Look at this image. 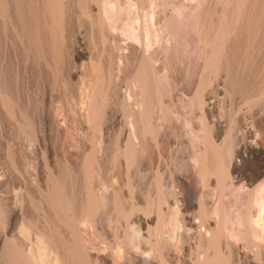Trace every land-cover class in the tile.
Here are the masks:
<instances>
[{
    "label": "bare ground",
    "instance_id": "obj_1",
    "mask_svg": "<svg viewBox=\"0 0 264 264\" xmlns=\"http://www.w3.org/2000/svg\"><path fill=\"white\" fill-rule=\"evenodd\" d=\"M75 1L73 7L78 5L84 12V24L89 25L85 28H90L93 40L95 35L102 40L98 57L91 53L88 61L79 65H71L66 58L69 16L78 14L70 6L73 0H0V31L9 33L11 47L19 54L17 74L59 69L64 76V72L78 75L76 81H80L75 92V84L74 91L68 88L70 79L57 80L63 85V91L59 87L62 92H56L57 99L53 95L58 84L55 88L48 85L49 92L41 94V117L34 120L19 102L23 99L11 92L6 54H0V121H12L15 131L18 129L15 140L35 151L44 150V156L49 146L46 134L62 125L72 123L73 133L78 131L82 137L88 133L85 140L90 145L81 155L77 175L56 160L53 166L43 162L41 168L36 162L33 166L25 161L26 168L32 166L35 171L32 174V169L28 181L21 184L24 191L13 192L14 197L2 190L6 180L0 174V264H124L123 256L128 258L130 253L144 264H264V103L257 105V100L250 98L253 107L247 99L244 104L251 108L244 113L240 108L242 114L237 112L235 118L236 110L231 116V102L236 99L232 91L239 86L233 88L232 75V91L228 84L231 71H240V79L241 73L247 72L248 77L254 67L261 66L264 72V0H211L220 6L218 12L212 9L217 13L215 19L211 9L212 18L208 16L207 0ZM89 3L95 7L90 9ZM69 7L74 11L70 15ZM79 19L84 18L81 15ZM86 53L76 51L75 58L82 59ZM235 53L241 56L236 62ZM107 68L108 77L103 74ZM184 70L190 73L186 72L189 76L185 79L181 78ZM120 72L125 74L124 86L119 84L121 80L117 82L118 77L115 79ZM195 74L196 80H192ZM22 83L16 81L13 87ZM236 91L239 95L243 92ZM164 98H169L167 104ZM60 118L64 121L61 126ZM171 119L177 120L179 129L185 125L190 136L181 139L180 132L175 134ZM111 131L118 132L117 140L114 133L115 140L109 138L113 144L118 142L116 149L98 143L102 132L108 135ZM174 145L179 152L185 151L187 160L182 153H174ZM18 156L17 162L21 160ZM107 156L117 164L119 161V170L111 177L106 175ZM147 164L150 171L145 169ZM122 165L128 177L126 186H130L128 198ZM151 178L154 182L146 196L143 189ZM35 192L42 202V224L29 209ZM117 201L120 203L115 204ZM109 202L114 204L110 211L115 210L110 214L116 220L125 218L121 224L124 232L115 233L113 243L107 242L105 228V204ZM168 225L169 232L165 231Z\"/></svg>",
    "mask_w": 264,
    "mask_h": 264
},
{
    "label": "rangeland",
    "instance_id": "obj_2",
    "mask_svg": "<svg viewBox=\"0 0 264 264\" xmlns=\"http://www.w3.org/2000/svg\"><path fill=\"white\" fill-rule=\"evenodd\" d=\"M209 1V2H208ZM215 1V0H214ZM214 1H211V0H207V3L209 4H206V5H208L206 8L208 9V7H209V9L207 10V12H208V16L210 17V18H212V16H213V14H215L216 12H214V10H216L217 11V7H218V9H220V6H218V3L216 4V2L214 3ZM71 4H73V5H71ZM70 4V6H72V9L73 10H75V11H77V13L78 14H74V15H76L77 17H75L74 15H70V13L72 12V13H74V11L71 9V7H69V9H68V11L70 10V12H69V17H72V18H70V28H69V33H68V31H66V33H68V34H66V36H67V38L69 39H67L66 40V47H67V56H66V58H67V60L70 62L71 61V65H72V63L73 64H75V62H77L76 64H81V63H83V62H87L88 61V58H90V54L92 53H94V55H95V57H98V52H99V45L101 44L102 45V40H101V38H100V36H98V35H95L94 36V40H96V38H97V40L96 41H94L93 40V37H92V33H91V31H90V33L88 32L89 30H90V28H88V30H87V28H85L86 26L87 27H89V25H88V23L85 25L84 23H86V18L84 17V15H83V13L84 12H82V9H80V6H78L77 5V8L78 9H80V10H77V8H75L76 6H75V4H76V1L75 0H73V2ZM91 3H89L88 5H90ZM210 4H212V7H211V5ZM73 6H75V7H73ZM93 4H91V6H90V9L92 8H94L95 6H93ZM82 8V7H81ZM215 8V9H214ZM210 9L212 10V9H214V10H212V16L210 15V13H211V11H210ZM84 11V10H83ZM94 11H95V9H94ZM219 11V10H218ZM217 11V12H218ZM78 15H82V18H84V19H79L80 18V16H78ZM215 16V17H214ZM213 16V18L212 19H215L216 17H217V13H216V15H214ZM79 17V18H78ZM75 19V20H74ZM78 19V20H77ZM72 20L74 21V22H72ZM79 20H81V22H83V23H81V22H79ZM76 21V22H75ZM78 22V23H77ZM88 22V21H87ZM72 23H75V24H73L72 25ZM78 24L80 25V27L78 26ZM75 26V27H74ZM76 26H77V28H76ZM79 27V28H78ZM73 28V29H72ZM74 28L77 30V31H75L74 30ZM82 28H84V29H82ZM72 31H71V30ZM79 29H80V31H79ZM2 30L3 29H1V33H0V35H1V38H0V46L2 47V49L0 48V54L2 55H4V54H6V61H7V65H8V76H9V79L11 80V82L13 83V85H12V93L14 92V96L16 95V97L15 98H17L18 100L19 99H23V100H19V102H22L21 103V105L22 106H24V107H26L28 110V115H29V117L30 118H34V120H36V119H38L39 117H41V114H42V107H44V102H43V98H41V97H44L43 95H45V94H47L48 92H49V90H50V87H56V85L58 84V81L59 82H62V80H64L65 78H66V80H69V83L71 84L72 83V85H68V88H69V86H71L69 89L70 90H73V88L75 89V87L74 86H78V88L76 87V89L77 90H75V92H77L78 91V89H80L79 88V85H78V83L80 82L79 80L78 81H76L77 79H78V77H76V76H78V75H76V74H74V73H71V72H69V73H71L70 75L68 74V72H64V74L66 73V74H68L67 76H66V74H65V76L62 74V73H60L61 71L59 70V69H55L56 70V72H55V70H51V71H46L45 72V70L43 69V68H41L40 69V71H34V72H29L28 71V73H25V75L23 74V73H21V74H17V72H18V66H17V64L16 63H18V59H19V54L17 53V51H16V53H14L15 51L12 49V47H11V44H10V42H9V33L7 32V31H3L2 32ZM70 31H71V33H70ZM79 31V32H78ZM85 31V32H84ZM3 33H4V36H2L3 35ZM83 34V35H81V34ZM76 34H78V35H80L79 36V38H78V35H76ZM89 34V35H88ZM91 34V35H90ZM7 35V36H6ZM72 35H74V37H73V41L71 40L72 38H69L70 36ZM69 36V37H68ZM71 36V37H72ZM86 36H88V38H89V40H88V38L86 37ZM90 36V37H89ZM4 37V38H3ZM7 37V38H6ZM84 37H86L87 38V40H84V39H86V38H84ZM92 37V38H91ZM3 38V39H2ZM75 38H77V39H75ZM83 38V39H82ZM2 39V40H1ZM74 39L76 40L75 42H74ZM5 40V41H4ZM8 40V41H7ZM70 40H71V42H73V43H75V44H73V43H71L70 42ZM99 40H100V43H99ZM90 43H89V42ZM93 41V42H92ZM5 42V43H4ZM67 42L68 43H70V45L69 44H67ZM87 42H88V44H87ZM97 42V43H96ZM5 45H4V44ZM82 43V44H81ZM92 43H94V44H92ZM9 46H8V45ZM73 44V45H72ZM78 44H80V46L78 45ZM92 46H90V45ZM98 45V48H97V50H92V49H96V47H97V45ZM75 45V46H74ZM77 45H78V47H77ZM89 45V46H88ZM96 46V47H95ZM6 47H8V48H6ZM10 47H11V50L9 51V49H10ZM83 47H87L88 48V50H90V51H88V50H86L87 48H83ZM89 47H91V48H89ZM101 47V46H100ZM4 48V49H3ZM73 48H75V49H73ZM8 49V50H7ZM72 49V50H71ZM85 51H84V50ZM6 50H7V53H6ZM16 50V49H15ZM70 50H71V53H70ZM77 52H79L80 50H82L84 53H86V52H88V53H86V55L85 56H83L82 57V59L80 58H75L76 56H75V53H76V51ZM3 51V52H2ZM12 51V52H11ZM75 51V52H74ZM92 51V52H91ZM97 51V52H96ZM11 54H10V53ZM90 52V53H89ZM10 55H9V54ZM13 53V54H12ZM70 53V54H69ZM97 53V54H96ZM17 54V55H16ZM74 54V55H73ZM92 54H91V56H92ZM250 54H251V52H250ZM8 55V56H7ZM11 55H13V56H11ZM16 55V56H15ZM70 55V56H69ZM73 55V56H72ZM94 55H93V58H94ZM237 55H238V53L236 54L235 53V55L234 56H236V59H235V62L236 61H238V59H240V54L238 55V57H237ZM87 56V57H86ZM89 56V57H88ZM234 56H232V60H233V62H234ZM13 60L12 62H11V59ZM13 57V58H12ZM18 57V58H17ZM234 57V58H233ZM254 57H255V55H254ZM15 58H16V60H15ZM73 58V59H72ZM9 59V60H8ZM70 59H72V60H70ZM85 59H87V60H85ZM95 59H97V58H94V60ZM78 60V61H77ZM74 61V62H73ZM83 61V62H82ZM10 62V63H9ZM16 62V63H15ZM11 63H15L16 64V66H14V65H12V66H10L11 65ZM186 63L188 64L189 62H187V59H186ZM258 63V62H257ZM259 64V63H258ZM258 64H255L256 66H259ZM71 67H73V66H71ZM12 68V69H11ZM13 68H14V70L16 71V73L15 74H17L16 76L14 75V70H13ZM16 68V69H15ZM256 68V69H255ZM260 68H261V66L258 68V67H254V69H252V71L253 70H255L256 72H252L251 70H249L248 71V77H247V72H245V73H241V79H240V71L239 72H234V71H231V73H229V77H228V79H230V80H228V84L230 85V89L232 88V82H230L231 80H233L234 78H235V81H233V82H235V84L233 83V88H234V85L237 87V86H239L237 89H236V87H235V89L236 90H239V91H242L243 90V92L241 93V92H239L238 91V93H241L240 95L239 94H235V93H237V91L235 90V91H232L233 90V88L231 89V91L232 92H235L234 93V95H235V98L236 99H234L233 97V93L232 92H230V94H232V95H230L231 96V100H233L231 103H232V108H231V116L232 115H234V113H235V118L237 117V115H239V113H241L239 110H240V108H241V111H243L242 113H244L245 111H246V109L247 108H251V106L250 107H248V106H246V105H250V103H251V105H252V101H250V98H251V100H253V99H256L257 100V102H256V104L258 105V104H260V103H264V92H261L262 90H264V86H263V89H262V85H264V79H263V77H264V72L262 71V70H260ZM11 69V70H10ZM258 69H259V71H258ZM20 70V69H19ZM60 72H59V71ZM106 70V69H105ZM105 70H103V74L106 76L107 75V77H108V73H109V71H108V68H107V73H104V71ZM43 71H44V73H43ZM19 72H21V70L19 71ZM38 72V73H37ZM48 72H50L51 73V75H50V73L48 74ZM106 72V71H105ZM186 72H188V70H184V72H182L181 73V78H183V79H185L186 77L185 76H187V74L189 73H186ZM34 73H35V75H34ZM53 73L55 74V73H57V74H55L56 75V77H55V75L53 76ZM60 73V74H59ZM237 73V74H236ZM239 73V74H238ZM255 73V74H254ZM256 73H258L257 74V76H256ZM30 74V75H29ZM38 74V75H37ZM43 74V75H42ZM48 74V75H47ZM58 74L59 75H61V76H59V78H58ZM117 75L115 76V79H116V77H118V80H117V82H119V80H121L120 82H123V83H120L119 82V84L120 85H126V84H124L125 82L123 81L124 79H123V75H125L124 73H122V72H120V73H116ZM119 74H122V75H119ZM186 74V75H185ZM190 74V73H189ZM189 74H188V76H189ZM234 74V75H233ZM235 74L239 77H237V76H235ZM119 75V76H118ZM173 75H175L174 74V72H173ZM231 75H232V77H233V79H231L232 77H231ZM255 76V79H254V76ZM263 77H262V76ZM11 76V77H10ZM73 76V77H72ZM121 76V77H120ZM176 76V75H175ZM184 76V77H183ZM188 76H187V78H188ZM261 77L262 79H263V82H261L262 81V79L261 78H257V77ZM42 77V78H41ZM48 77V78H47ZM55 77V78H54ZM60 77H61V80H60ZM194 77L196 78V74H195V76H193V78H192V80H196V79H194ZM253 77V78H252ZM19 78H20V80H19ZM44 78V79H43ZM54 78V79H53ZM64 78V79H63ZM77 78V79H76ZM252 78V79H251ZM14 79H16V80H14ZM25 79V80H24ZM33 79V80H32ZM47 80V82H46V80ZM238 79H240V80H238ZM255 80L254 81V83L252 82V80ZM260 79V81H258ZM14 80V81H13ZM50 80V81H49ZM58 80V81H57ZM73 82H75V83H73ZM245 80V81H244ZM248 80V81H247ZM16 81H18L19 83L20 82H23L22 83V85L21 84H19V85H16V87H13V86H15L14 85V82H16ZM53 81H55V82H53ZM71 81V82H70ZM116 81V80H115ZM238 81V82H237ZM257 81H258V83H262L261 85L260 84H258L257 85ZM34 82V83H33ZM53 82V83H52ZM57 82V83H56ZM76 82H77V84H76ZM247 82V83H246ZM250 82V84H248ZM50 83H51V85H54V86H51L50 85ZM236 83H237V85H236ZM244 83V84H243ZM251 83H253V84H251ZM27 84V85H26ZM31 84V85H30ZM39 84V85H38ZM43 84V85H42ZM61 85H62V83H60ZM75 84V85H74ZM246 84V85H245ZM23 85H24V87H23ZM50 87H49V86ZM74 85V86H73ZM18 86V87H17ZM20 86H22V87H20ZM25 86H27V88H25ZM39 86V87H38ZM48 86V87H47ZM63 86V85H62ZM62 86H60L59 84H58V86H57V90H55V93H54V98L55 99H57V97L56 96H58V94H56V92L57 93H59V92H62L63 91V88H62ZM122 86V87H123ZM38 87V88H37ZM62 89V91L61 90H59L58 91V89H60V88ZM241 87H242V89H241ZM255 87V88H254ZM14 88V89H13ZM17 88V89H16ZM22 88V89H21ZM30 88H32V89H30ZM124 88V87H123ZM240 88V89H239ZM251 88V89H250ZM258 88H260V89H258ZM16 89V90H15ZM26 89V90H25ZM40 89V90H39ZM46 89V90H45ZM48 89V90H47ZM69 89L67 90V92L69 91ZM250 89V91H248ZM252 89H254L255 91H253ZM15 90V91H14ZM18 90V91H17ZM245 90V91H244ZM261 90V91H260ZM42 93H41V92ZM74 91V90H73ZM27 92V93H26ZM36 92V93H35ZM46 92V93H45ZM74 92V93H75ZM105 93H106V90L104 91ZM246 92H248L247 93V95H245L246 94ZM255 92V93H259V95H258V93H257V97L256 98H254V94L253 93ZM16 93V94H15ZM29 93V94H28ZM45 93V94H44ZM251 93V94H250ZM261 93H263V94H261ZM21 94V95H20ZM25 94V95H24ZM28 94V95H27ZM41 94H43V95H41ZM56 94V95H55ZM69 94H72L73 95V92H71V91H69ZM76 94V93H75ZM253 94V98L252 97H250L251 95ZM246 97L247 96V98L246 99H244L243 100V103L241 102L242 100H241V98L243 99V98H245L244 96ZM249 95V96H248ZM262 96V98L263 99H261L260 100V98L261 97H259V96ZM20 96H21V98H20ZM24 96V97H23ZM26 96V97H25ZM236 96H238V97H236ZM243 96V97H242ZM256 96V95H255ZM71 97V96H70ZM29 98V99H28ZM240 98V99H239ZM258 98V99H257ZM26 99V100H25ZM34 99V100H33ZM241 100L240 102H238V101H236V100ZM247 99H248V101H247ZM25 100V101H24ZM42 100V101H41ZM164 103L165 104H167L168 102H169V98H164ZM247 101V103L248 104H244V103H246V101ZM34 101V102H33ZM235 101V102H234ZM254 102H255V100H253ZM259 101H261V102H259ZM33 102V103H32ZM43 104H42V103ZM25 103H26V105H25ZM241 103V104H240ZM229 104H230V100H229ZM242 104H244L246 107H244ZM254 104V103H253ZM43 105V106H42ZM235 105V106H234ZM28 106V107H27ZM33 106V107H32ZM40 106H42V107H40ZM243 106V107H242ZM253 107L255 106V105H252ZM37 107V108H36ZM38 107H40V109L38 108ZM30 108H32L33 109V111H32V109L30 110ZM236 108V109H235ZM243 108H245V109H243ZM37 109V110H36ZM39 109V110H38ZM235 109V110H234ZM239 109V110H238ZM243 109V110H242ZM237 110V111H236ZM248 110V109H247ZM29 111H32L31 113H33V114H31V113H29ZM35 111V112H34ZM117 111H118V113L120 114V116L122 117V116H124L123 115V113H122V110L119 108V107H117ZM233 111H236V112H234L233 113ZM39 112L41 113L40 115H38L39 114ZM237 112H239L238 114H237ZM35 113H36V117H35ZM241 113V114H242ZM33 117H32V116ZM37 115H38V117H37ZM234 116H233V118H234ZM173 119V118H172ZM172 119H171V122H172ZM226 119H227V117H226ZM63 120V118L61 119L60 118V126L62 125V124H64V121H62ZM174 120V119H173ZM62 122V123H61ZM175 122H177V120L175 119ZM175 122H172V123H170V125L172 124L173 125V123H174V127L172 126V128H173V130H174V133L176 134V132H177V134H178V136H179V132H180V134H182L181 135V139L182 138H184L185 136H186V134L188 135V136H190V133H189V129L185 126V125H181L182 126V128L180 127V129H179V125H177L178 123H175ZM3 123H4V125L5 126H8L9 128H5L4 127V125H3ZM12 123V121H10L8 118H5L4 119V121L3 122H1L0 121V174H3V175H5V182L2 184V190L3 191H5V189H6V191L8 190V192H10V194H9V196L10 197H14V195H13V192L14 193H16V192H18V191H24V189H20V187H22V185L21 184H24V182H26V181H28V177H29V175L32 173H34V167L33 168H31V167H29V168H31V169H27L26 168V162L25 161H30L31 163H32V165L34 166L35 164V162L38 164V166L41 168V167H43L42 165H43V162H46V163H49L48 165L50 166V165H52L53 166V164H54V160H56V161H58V163H60L59 164V166L60 167H62L63 165H65L64 166V169L66 170V168H67V170L69 171H71L72 170V172H74V175H77V172H79V168H80V165L79 164H81V157H83V156H81V155H84V153L83 152H87V151H89V149H90V145H89V143H87L88 141H86L85 140V137H87V135H88V133H86V136L84 135L83 137H82V135L83 134H80V132H78V131H76L75 132V134L73 133L75 130L74 129H72V123L69 125V124H67V125H62L61 127H58V130L57 131H55V132H49L48 131V133L46 134L47 136H46V140H48V141H46V145L48 146V148H47V150L49 151H47V152H45V156H44V153H43V151L44 150H42V152L41 151H38V150H36L38 153H36V151L35 150H33L32 148H28V146L27 147H24V145H23V143H18L15 139H17V135H18V129L15 131V127H14V125H13V123ZM10 125V126H9ZM12 125H13V128H12ZM176 125V126H175ZM64 126V127H63ZM69 126V127H68ZM179 129H177V128ZM263 127H264V125H263ZM87 128V129H86ZM9 129V130H8ZM11 129L13 130V131H15V134H13V133H11L12 131H11ZM84 129H85V131L86 130H88V132L90 133V128H88V125H85V127H84ZM176 129V130H175ZM74 130V131H73ZM181 130H183V132L181 131ZM8 131H10V132H8ZM176 131V132H175ZM5 132V133H4ZM68 132V133H67ZM116 132V131H115ZM114 131H111L110 132V134H108V135H110L109 137H108V135H107V132H106V134L104 133V132H102L103 134H102V138H101V140L102 141H98V143H100V145H102V144H106V145H108L110 148H112V149H116L114 146H117V143L118 142H116V141H114V144H113V141H111V140H113L114 139V137H115V135H116V137H115V139L117 140L118 139V132H116L115 133ZM10 133V134H9ZM53 133H54V135H53ZM61 133V134H60ZM115 135H114V134ZM183 133H185V134H183ZM6 134V135H5ZM79 134H80V136H79ZM113 134V135H112ZM13 135V136H12ZM67 135V136H66ZM77 135V136H76ZM107 135V136H106ZM58 136V137H57ZM89 136V135H88ZM104 136V137H103ZM51 137V138H50ZM61 137V138H60ZM70 137V138H69ZM77 137H78V139H77ZM111 137H113V139H109V138H111ZM9 138V139H8ZM82 138V139H81ZM84 138V139H83ZM98 138L100 139V135L98 136ZM108 138V139H107ZM8 139V140H7ZM12 139V140H11ZM79 139H81V140H79ZM87 139V138H86ZM114 139V140H115ZM175 139V138H174ZM77 140V141H76ZM84 140V141H83ZM177 140H179L180 141V138L179 139H177ZM176 139H175V141L176 142H178ZM12 141H14V142H12ZM80 141V142H79ZM106 141V142H105ZM10 142H12L13 144H11ZM16 142H17V144H16ZM52 142V143H51ZM83 142V143H82ZM84 142H86V144H84ZM107 142H109V143H107ZM112 142V143H111ZM67 143V144H66ZM78 143V144H77ZM16 144V145H15ZM112 146H111V145ZM116 144V145H115ZM99 145V146H100ZM9 146H11V149L10 150H8V147ZM67 146V147H66ZM82 146V147H81ZM86 148H85V147ZM264 146V145H263ZM12 147H13V149L14 148H19V149H17V150H13L12 149ZM75 147V148H74ZM77 147V148H76ZM86 149V151H82L84 148ZM89 147V148H88ZM114 147V148H113ZM174 147V149L176 150H174V153L176 154V152H178V153H182L181 154V157H183V159L185 158V160H187V154L185 153V151H178V147L176 148L175 147V145L173 146ZM22 148H23V150H22ZM26 148V149H25ZM71 148V149H70ZM83 148V149H82ZM27 149H29L30 151L28 152V150ZM63 149V150H62ZM75 149V150H74ZM78 149V150H77ZM82 149V150H81ZM112 149H111V151H112ZM27 150V151H26ZM33 150V151H32ZM56 150V151H55ZM57 150H59V151H57ZM68 152H67V151ZM71 150V151H70ZM6 151V152H5ZM16 151V152H15ZM64 151V152H63ZM75 151V152H74ZM81 151V152H80ZM34 152V153H33ZM77 152V153H76ZM80 152V153H79ZM50 153V154H49ZM76 154H78V155H76ZM180 154H178V155H180ZM3 155V156H2ZM9 155V156H8ZM12 155H15V156H12ZM19 155V156H18ZM31 155V156H30ZM37 155V156H36ZM16 156H18V158H21V160H19V162L21 161V162H23V163H19V162H17L16 160H15V158H16ZM24 156V157H23ZM47 156V157H46ZM26 157V158H25ZM30 157V159H28ZM74 157V158H73ZM77 157V158H76ZM107 157H109V158H106V161H105V165H106V169L108 168V169H111V170H108L107 169V171H108V173H106V175L108 176V177H111V175H113V174H115L116 172H118V165H119V161H118V164H117V162H115L114 161V158H112V156L110 157V156H107ZM48 158V159H47ZM57 158L59 159V160H57ZM81 158V159H80ZM111 158V159H110ZM23 159V160H22ZM63 159V160H62ZM77 159V160H76ZM78 159H80V161L78 160ZM4 160V161H3ZM32 160V161H31ZM62 160V161H61ZM109 160H110V162H109ZM2 161V162H1ZM6 161V162H5ZM34 161V162H33ZM49 161V162H48ZM64 161V162H63ZM69 161V162H68ZM122 160H120V163H123V161L121 162ZM51 162V163H50ZM63 162V163H62ZM42 163V164H41ZM71 163V164H70ZM112 163V164H111ZM19 164V165H18ZM66 164H67V167H66ZM2 165H4V166H2ZM6 165V166H5ZM62 165V166H61ZM115 165V166H114ZM51 166V167H52ZM77 166V167H76ZM78 166H79V168H78ZM113 166V167H112ZM146 166H149V167H145V169H146V171L148 170V171H150V169H151V166L149 165V164H147ZM19 167V168H18ZM22 167V168H21ZM72 167V168H71ZM113 169H112V168ZM118 167V168H117ZM122 167H123V165H122ZM18 168V169H17ZM24 168V169H23ZM63 168V167H62ZM61 168V169H62ZM150 168V169H149ZM3 169V170H2ZM33 169V170H32ZM77 169V170H76ZM13 170V171H12ZM18 170H19V172H18ZM27 170V171H26ZM31 170H32V172H31ZM122 171H123V174H122V178H123V182H124V184L123 185H125L124 187V192H125V190H126V195H127V197L126 198H128L129 197V188H130V186H126V185H128V177L126 176V172H125V170H124V167H123V169H121ZM246 170H248V168L246 169ZM3 173H2V172ZM111 173H110V172ZM145 171V172H146ZM4 172H5V174H4ZM31 172V173H30ZM115 172V173H114ZM29 173V174H28ZM247 173H249V171H247L246 172V174ZM16 175V177H14ZM24 175H27V177L25 176L24 177ZM13 177V178H12ZM17 180H16V179ZM20 178V179H19ZM12 179V180H11ZM27 179V180H26ZM127 179V180H126ZM152 179V178H151ZM150 180V179H149ZM12 181V182H11ZM15 181V182H14ZM20 181V182H19ZM212 182V184L213 183H215V180L213 179V180H211ZM9 182H11V184L12 183H14L13 185H11V187H13V188H11L8 184H9ZM18 182V183H17ZM154 182V178L152 179V182H148L147 181V183L145 184V189H143L142 191L144 192V194L147 196V192L146 191H148L149 190V186H150V184L151 183H153ZM7 183V184H6ZM149 184V185H148ZM9 186V187H8ZM127 187H128V189H127ZM10 188V189H9ZM147 188H148V190H147ZM106 193H108V191H106ZM39 196H37V195ZM13 195V196H12ZM36 196V199H34V197ZM34 195L32 196H30V197H32V198H30L29 199V205L31 206H29V209L30 210H32L33 212V215H34V218H35V220H36V222L38 223L39 222V224L41 223L42 224V222H43V208H42V202H41V200H40V194H38V192L36 193H34ZM34 199V200H33ZM153 199V198H152ZM39 200V201H38ZM34 201V202H33ZM41 202V203H40ZM37 203V204H36ZM119 204L120 202L119 201H117L115 204ZM36 204V205H35ZM41 204V205H40ZM107 204V205H106ZM105 204V208H106V210H107V208H108V212L106 211V213L104 212V217H105V221H107V223L105 222V228H107L106 229V231L108 232L107 233V235H108V237H107V242L108 243H113V239H114V237L113 236H115L117 233H118V231L119 232H124V229H123V225H121V224H125V221L124 222H122L123 220H125V218H118L117 220H116V217H114L113 215H111L110 213H112V212H114L115 210H113L112 212L110 211L111 210V208H113L114 207V204L112 203L111 204V202H109V205H108V203H106ZM111 204V205H110ZM38 206V207H37ZM41 208H40V207ZM102 206H104V205H102ZM111 206V207H110ZM113 206V207H112ZM116 206V205H115ZM110 207V208H109ZM32 208V209H31ZM104 208V207H103ZM40 209V210H39ZM29 210V211H30ZM42 210V211H41ZM34 211H35V213H34ZM31 213V212H30ZM31 213V214H32ZM37 213V214H36ZM40 214V215H39ZM32 215V216H33ZM111 215V216H110ZM115 215V214H114ZM36 216V217H35ZM38 216V217H37ZM107 216V217H106ZM120 216H122V215H120ZM110 217H113V218H110ZM108 218V219H107ZM120 219H122V220H120ZM112 220H113V222H112ZM121 222H120V221ZM111 222V223H110ZM120 223V224H119ZM119 225V226H118ZM118 228H120L119 230H118ZM168 228L170 229V226L168 225V226H166L165 227V231H167V232H169L170 230H168ZM167 229V230H166ZM109 230V231H108ZM116 233V234H115ZM115 234V235H114ZM113 237V238H112ZM111 240V241H110ZM127 255V254H126ZM127 257L129 258H126L125 256H123V259H125L124 260V264L126 263V264H128V262H129V264H144V262H140V261H138V259H134V258H136L135 256H134V253L133 254H131L130 253V255H127ZM134 257V258H133ZM118 258L119 259H121L122 260V258L121 257H119L118 256ZM131 258V259H130ZM128 259V260H127ZM133 260V261H132ZM136 260V261H135ZM138 262V263H137ZM157 264H158V262H156ZM155 264V263H154Z\"/></svg>",
    "mask_w": 264,
    "mask_h": 264
}]
</instances>
